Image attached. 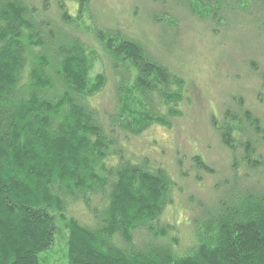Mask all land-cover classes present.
I'll return each instance as SVG.
<instances>
[{
  "label": "trees",
  "instance_id": "1",
  "mask_svg": "<svg viewBox=\"0 0 264 264\" xmlns=\"http://www.w3.org/2000/svg\"><path fill=\"white\" fill-rule=\"evenodd\" d=\"M154 2L164 17L174 4L213 25L228 26L233 19L226 14L245 19L253 3L264 16V0H243L240 9L234 0ZM46 4L0 0V264H50L59 243L62 264H264V121L232 107L219 120L209 118L231 152V168L244 171L238 185L220 187L213 204H200L191 243L175 250L167 239L172 227L159 222L175 185L163 169L136 165L118 135L169 129L154 115L152 96L176 106L190 87L137 41L98 33L113 61L134 71L109 115L116 130L104 128L87 103L106 84L95 73L98 57L55 32L41 15ZM59 9L66 23L79 18ZM191 159L197 170L214 174L201 157ZM76 202L90 223L69 214Z\"/></svg>",
  "mask_w": 264,
  "mask_h": 264
},
{
  "label": "rangeland",
  "instance_id": "2",
  "mask_svg": "<svg viewBox=\"0 0 264 264\" xmlns=\"http://www.w3.org/2000/svg\"><path fill=\"white\" fill-rule=\"evenodd\" d=\"M154 1L47 0L45 14L41 15L60 36H71L97 55L95 73H102L106 84L87 103L97 111L104 128L116 130L109 115L117 110V99L123 87L131 84L134 71L113 61L97 39L98 33L137 41L151 59L167 66L190 87L176 106H163L153 94L152 102L158 104L154 115L169 129L154 125L134 136L118 135L119 144L136 165L163 169L175 185L171 204L165 207L159 222L172 227L167 239L178 250L192 241L193 220L203 207L200 204H213L220 187L238 185L244 171L237 166L231 168V152L217 139L209 118L219 120L222 110L232 107L240 113L249 109L264 121V16L253 3L255 10L252 8L245 19L244 14L234 18L226 14L233 23L213 25L197 20L182 8L176 9L174 4L169 5L172 15L164 17L165 9ZM234 1L231 6L237 9L244 3ZM80 5L83 10L79 14ZM59 8L79 18L66 23ZM196 156L214 171L212 176L195 168L191 158ZM227 180L228 185H219ZM98 200L95 198L93 204ZM68 211L80 222L90 223L91 215L80 202ZM58 245L59 252L57 247L49 252L50 264H62L64 250L62 243Z\"/></svg>",
  "mask_w": 264,
  "mask_h": 264
}]
</instances>
